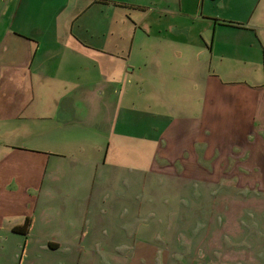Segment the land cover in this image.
I'll use <instances>...</instances> for the list:
<instances>
[{
  "label": "crops",
  "instance_id": "0c3cea01",
  "mask_svg": "<svg viewBox=\"0 0 264 264\" xmlns=\"http://www.w3.org/2000/svg\"><path fill=\"white\" fill-rule=\"evenodd\" d=\"M180 1V16L193 22L173 24L176 39L168 43L157 35L139 74L137 65L128 69L123 57L113 53L120 35L111 26V5L120 0H0V264H68L57 254L75 249L67 240L74 236L85 203L91 208L101 193L104 208L101 216L87 221L83 247L110 257L132 254L133 260L124 264L151 259L149 248L140 250L136 238L131 244L133 235L123 233L141 221L145 165L156 172L158 152L173 161L191 148L162 145L165 133L170 138L178 130L176 94L165 78L170 75L175 83L183 67L197 73L205 66L203 57L215 62L217 76H209L205 86L196 143L206 144L200 155L206 167L221 175L201 179L215 185L230 181L232 190L222 200L252 199L235 187L246 181L223 174L264 171V20L257 17L264 0H197L191 9L189 0ZM157 31L163 34L160 25ZM218 50L220 60H215ZM185 53L192 60L189 68L181 61ZM135 77L140 82L134 84ZM213 121L218 122L215 128ZM83 124L109 126L107 145L94 150L99 159H86L73 145L74 129ZM211 137L216 164L209 152ZM90 186L92 196L83 201ZM221 204L217 200L189 229L191 234L185 233L179 264L252 263L244 253L250 245L236 242L230 225L220 221L237 213ZM208 213L211 223L205 222ZM28 219L29 229L15 232ZM188 224L179 226L184 231ZM225 233L233 240L221 239Z\"/></svg>",
  "mask_w": 264,
  "mask_h": 264
},
{
  "label": "rangeland",
  "instance_id": "374dc122",
  "mask_svg": "<svg viewBox=\"0 0 264 264\" xmlns=\"http://www.w3.org/2000/svg\"><path fill=\"white\" fill-rule=\"evenodd\" d=\"M232 1L241 3L238 0ZM189 2L190 5L187 9L193 8L197 0H189ZM180 3V0H120V3L111 5L113 6L111 7V12L113 13H111V26L118 29L120 35L118 37L119 45L117 49L113 50V53L116 56L124 58L121 61L127 68L129 67L128 69H132L134 65H137L136 72L140 74L145 69L143 68V62L147 61L148 56L152 54L148 45L155 43L157 35L167 37L168 43V41H171L170 38L176 39V34L172 32L173 24L193 22L192 19L180 16ZM255 3L257 4V0ZM217 9L221 8L215 7L213 10ZM97 12L101 13V11ZM257 17L259 18L258 20H264V11L257 12ZM159 25L163 29V34H159L157 31ZM176 43L180 45V41L175 40L173 44ZM130 52H133L131 57L128 56ZM217 53L219 54L215 55L214 59L220 60L222 51L218 50ZM181 61L188 65V68L192 63L187 53L182 55ZM202 61L205 63V66L197 70V73L183 67L179 74L176 75L175 83L170 82V75L165 78L168 81V87L174 90L176 94L178 130L176 132L173 131L170 138L169 133H165L162 145L170 144L172 150L180 149L183 146L185 149L191 148L186 153L183 152L182 157L176 158L173 161L161 156L158 152L155 163L156 172H152L150 168L147 169L145 165L143 177L144 192H142L140 214L141 221L138 228L136 226L131 228V230H126L125 228L123 233L124 235H133L131 244L136 242L140 250L143 247H147L149 248V253H152V255L150 254V260H136L138 264H179L184 255L182 250H185L182 248L186 239L185 233L191 234L192 231L189 229L195 228L197 223L202 222L201 219L205 213L208 210H213V204L217 200L222 202L221 206L223 210L225 209L226 211L227 208H230L233 209L234 213H237L232 218L225 216L220 218L221 223L227 222L226 224L230 225V230L235 235H231V237H234L236 242L243 241L245 244L250 245V251H245L244 253L249 254L252 260L251 264H264V171L240 172L233 169V171L230 170L232 173L223 174L228 177H240L239 179L246 181V186H249V188L241 185L234 186L238 188L240 193H246L252 197L248 202L241 201V199L237 202L222 200L226 190H232L230 181L226 183L220 182L215 185L214 183L204 184L201 179L205 175L209 177L221 175L219 170L217 173L215 168L206 167L209 163L200 155V148L206 144L201 142L196 143L198 133L200 132V123L203 120L204 102L206 101L205 86L209 76H217L215 62H211V60L204 57ZM234 61L239 64L236 59ZM206 62L208 65H206ZM233 65L231 63L230 67L233 68ZM219 69V74H222V66ZM226 71H228V68H225L223 72ZM151 79H155V75ZM136 81L140 82L137 77L134 78V84H136ZM133 97L138 101L139 96L136 86H134ZM83 115L84 117L87 116L88 111L86 110ZM153 119L155 120L154 117ZM158 119L161 120V118ZM205 123L207 125L209 121L206 120ZM212 123L214 124V128L218 125L217 121H213ZM161 128L164 129V126L162 125ZM108 129L109 126L107 125L99 127L88 126L86 124L80 125L74 129L75 138L73 145L77 149L84 151L82 154L86 156V159L87 155L92 158L95 157L94 160L99 159L100 152L95 153L94 150L98 151L100 148L102 149V146L107 145ZM215 141V137H211L209 152L210 155L214 153L211 158L213 164L218 163ZM159 146H161L160 139H158ZM185 162L189 166H185ZM68 179L65 183L69 181ZM92 191L93 188L90 186L88 192L84 195L83 201L92 196ZM210 192L214 196L209 195ZM237 194L238 192L235 191L234 195ZM103 196V193L97 194L91 208L88 202L85 203V206L82 208V215L76 222L74 236L67 240L74 244L75 249L58 252L59 259L62 257L69 259L68 264H124V262L133 260L132 254L122 253L120 254L121 257H110L107 253L105 254V252H101L97 248L90 249L83 247L84 244L81 238L87 233V230H90V227L88 229L87 221H91L93 217L101 216V209L104 208ZM89 208L92 213L91 215H89ZM241 211L245 212L240 214ZM78 213H80V208L78 209ZM211 218V213H208L205 222L211 223ZM182 221L188 222V225L191 226L182 231L179 226ZM99 224L98 222L94 223V226L91 225V231H97L94 228ZM226 234H222L221 239L224 237V240H233ZM123 237L125 238V236ZM134 238H136L135 242ZM164 239L171 241L169 246L162 244V241L165 242ZM146 241L149 243L144 245ZM166 256L169 260L163 261ZM207 264L210 263L207 262Z\"/></svg>",
  "mask_w": 264,
  "mask_h": 264
},
{
  "label": "trees",
  "instance_id": "16d2710c",
  "mask_svg": "<svg viewBox=\"0 0 264 264\" xmlns=\"http://www.w3.org/2000/svg\"><path fill=\"white\" fill-rule=\"evenodd\" d=\"M29 225H30V222H29V219H28V220H26L24 226L22 228L15 229V232H25V231H27L29 229Z\"/></svg>",
  "mask_w": 264,
  "mask_h": 264
}]
</instances>
